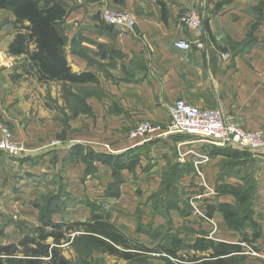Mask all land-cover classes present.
Instances as JSON below:
<instances>
[{"label": "crops", "instance_id": "obj_1", "mask_svg": "<svg viewBox=\"0 0 264 264\" xmlns=\"http://www.w3.org/2000/svg\"><path fill=\"white\" fill-rule=\"evenodd\" d=\"M60 1L64 5L75 3L63 22L67 38L64 52L71 71L92 73L97 83L81 86L100 84V94L109 98L101 99L96 93L85 95L79 114L67 118L69 94L55 88L61 83H40L23 73L20 80L13 78L11 66L18 58L9 56L7 47L15 33L14 18L10 12L0 10L12 16L7 20L9 25L0 18V124L7 126L13 140L27 150L18 159L0 153V208H12L13 217L23 218L21 222L30 227L38 225L35 189L27 187L25 178L16 174L18 171L35 178L58 174L69 181L67 192L77 197V202L63 212L53 213V222H83L89 218L91 204L99 205L104 199L102 192L110 182L111 170L96 163L93 176L83 177L85 165L69 157L75 145L106 152L98 148L108 136L112 154L137 150L140 163L134 172L123 171V178L140 168L142 152H148L145 160L165 165L162 170H182L179 162L191 165V154H196L199 144L203 153H209L210 145L192 136L194 139L184 135L151 136L146 141L128 137L129 131L141 122L161 128L159 135L164 133L169 107L179 99L200 109H219L243 130L261 132L264 138L263 0H202V26L195 31L179 23V17L192 6L190 0H104L113 10L129 11L136 21L131 30L113 27L112 39L86 37L85 28L93 27L87 25L86 19L90 12L93 14V4ZM109 28L112 29L106 27ZM195 39L203 43L202 49L191 47L182 52L173 46L177 40ZM72 92L76 94L75 89ZM51 141H58V146L50 148ZM222 157L210 156V162L201 169L212 186L217 183L215 189L224 185L216 181ZM156 164L150 166V173L158 170ZM262 167L264 159L260 160L258 172L260 196L264 192ZM192 172L193 167L185 174L191 177ZM231 181L235 182L229 178L226 184ZM231 200V196H219L217 203L230 204ZM124 207L120 212H131L132 207ZM118 217L117 213L109 220L142 242L127 230V221ZM211 218L224 224L219 213Z\"/></svg>", "mask_w": 264, "mask_h": 264}, {"label": "rangeland", "instance_id": "obj_2", "mask_svg": "<svg viewBox=\"0 0 264 264\" xmlns=\"http://www.w3.org/2000/svg\"><path fill=\"white\" fill-rule=\"evenodd\" d=\"M67 1L70 3L73 2V0ZM82 1L93 4L94 6L93 14L90 12L86 17L88 20L87 25H93L91 28H85V30H87L85 34L86 37L89 39H97L103 38L102 36H104L105 38L112 39L113 32L111 31H113V27L111 26L112 29H106V26L101 23L100 15L101 10L104 8H109L111 10H113V8L107 5L104 0ZM74 4L69 5L67 3V5H65L66 11L74 8ZM262 8H264V0L262 2ZM11 17L10 13L0 11V18L5 20L3 21L4 24L7 23L9 25L10 22L7 20L11 19ZM261 19L264 20V14L261 16ZM62 29L65 34L66 28L64 25ZM17 63L20 64V61L13 60L11 71L14 76L16 75V80H20L23 77V75H21L23 72L17 70ZM55 88L67 91V94H69L67 100L69 109L67 111L68 113L65 115L67 118L79 114V110L81 111L83 108V103L85 101L83 97L85 95L96 93L100 95L99 98L101 99L109 98L107 95L100 94V84L98 86L87 85L85 87L81 85L57 84ZM72 89L76 90V94H73ZM88 112L90 111L87 108L86 113ZM59 117L62 116L60 115ZM183 137L194 139L190 135H184ZM108 139L109 137L107 136L106 139L103 140L101 147H96H99V150L104 149L106 152L113 151L111 145H108ZM105 146H109V148ZM197 146L196 154L203 153L204 151L200 144ZM108 149L110 151H108ZM192 154V158L189 160L191 165H188V162H179L182 165V170H180L181 168H177V170H162L165 165L161 167L158 165L159 163L156 164V161L145 160V157H148V152L144 154L142 152L144 159L137 172L131 176H125V178L120 176V179H112L110 176V182L104 185L105 189H103L104 192H102L104 199L99 205L95 206L100 213L108 216L110 220L111 216L113 218L114 214L118 213V218L127 221L128 225H125L127 226V230L129 229L135 237L139 238L150 248L158 244L166 245L168 238L171 236H178L186 243L193 242V239L201 234L212 239L214 243L219 241L239 243L242 241L241 239L248 238L250 240L253 239V245L243 244L244 252L236 258L237 264H264V192L261 196L258 192V172L260 170V160L263 159L257 160L258 158L256 159L252 154L247 152V154H241L237 159L222 157L220 161V171L219 174H217L216 181L220 182V184H226L229 183L227 182L229 178L234 179L235 182L231 181L230 183L232 184L230 185L238 187L239 190L246 192L248 195L245 209L248 207L250 211H244L241 216L250 214L253 226H246L244 230L238 233L228 230L223 217L221 219L224 224L217 218H215V222L213 220L211 222L206 221L212 219L209 218L207 214L209 213L207 209L208 203H217L218 197L215 195L214 187L217 183L212 186V183L207 181L202 170H200L201 175L195 173L193 167V159L195 158ZM179 158L183 159L185 157ZM76 162H81L79 157ZM179 163L178 165H180ZM153 164H156L159 168L157 171L150 173V166ZM190 166L193 167L194 171L192 172L193 174L191 173V177L188 176V173V175L185 174V172H188L189 168H191ZM85 170L86 167L84 168V171ZM16 172L17 175H21L22 178H25L26 183H28V188L35 189V203H38L40 206L44 201L54 198H58V201L63 204L61 205L63 207L71 206L77 202V197H73L72 194L67 192L69 181L60 178L58 174H53L54 177H49L53 175H41L35 178L31 177L32 175L29 176L24 173H18V171ZM84 176L85 175H83V177ZM104 180L105 178H102L103 183ZM82 181H84V178ZM87 202L92 203L89 199H87ZM234 203L235 200L230 201V204ZM121 206H125L124 208L132 207L129 208L131 212L128 214L120 212ZM62 209L64 210V208ZM0 211V245L16 243L26 233V229L30 224L26 225L24 222L22 223L21 221L23 218L14 219L12 208H0ZM190 217H193V219ZM64 220L66 221L67 219ZM212 233H215V236H213ZM78 236V232L71 234V237H77V239L72 243L60 246L61 254L70 264H127L123 260L94 250ZM50 241L49 239L48 242ZM171 260L172 259H168L164 253L157 252L149 256V258L145 259L141 264H167V261ZM0 264L19 263L8 260Z\"/></svg>", "mask_w": 264, "mask_h": 264}, {"label": "trees", "instance_id": "obj_3", "mask_svg": "<svg viewBox=\"0 0 264 264\" xmlns=\"http://www.w3.org/2000/svg\"><path fill=\"white\" fill-rule=\"evenodd\" d=\"M0 10L10 12L14 18L15 33L7 47V54L20 61L17 70L27 76L31 75L40 83H97L92 73H73L66 61L64 47L67 38L62 27L67 11L62 1L0 0ZM210 148L207 153L209 157L221 155L237 159L241 154H247V151L230 147ZM69 157L72 160L79 157L86 167L85 176L95 173L94 164L97 163L110 168L112 179H120L123 171L134 172L140 163L137 150L112 154L81 145L73 146ZM215 195L231 196L235 203H208L209 218L214 213L221 214L228 230L238 233L246 226H253L250 214L241 216L244 211H250L248 207L245 209L248 199L246 192L224 184L215 189ZM58 200L49 199L41 206L34 203L39 208V225L28 226L26 233L16 243L0 245V263L9 260L19 264H70L61 254L60 246L76 240L77 237H71L76 232L94 250L127 264H141L157 252L164 253L168 259L173 260L167 261V264H237L236 258L244 252L243 244L253 245V239L248 238L241 239L239 243H214L201 234L191 243L184 242L178 236H171L166 245L158 244L150 248L115 227L108 216L100 213L94 204H91L89 218L83 222H53L51 215L65 209Z\"/></svg>", "mask_w": 264, "mask_h": 264}, {"label": "built area", "instance_id": "obj_4", "mask_svg": "<svg viewBox=\"0 0 264 264\" xmlns=\"http://www.w3.org/2000/svg\"><path fill=\"white\" fill-rule=\"evenodd\" d=\"M192 6L185 10L179 17V23L188 30H199L202 26V0H190ZM101 21L112 27L133 29L136 21L133 15L126 10H111L104 8L100 15ZM175 49L188 52L191 47L202 49L203 43L199 39L191 42L177 40L173 44ZM169 123L164 133L159 132L161 128L148 122H141L132 128L128 137L131 139L149 140L152 136L190 135L199 141L217 148H234L247 151L258 159H264V138L261 132H248L219 109H200L184 100L172 103L168 110ZM58 141H51L48 146L56 148ZM109 148V146H105ZM26 149L13 140L12 133L7 126L0 124V153L14 159L24 156ZM108 151H110L108 149ZM112 152V151H110ZM193 167L195 173L201 175L203 166L210 162L207 153L195 154ZM14 219L16 217L14 216ZM211 222V220H206Z\"/></svg>", "mask_w": 264, "mask_h": 264}, {"label": "bare ground", "instance_id": "obj_5", "mask_svg": "<svg viewBox=\"0 0 264 264\" xmlns=\"http://www.w3.org/2000/svg\"><path fill=\"white\" fill-rule=\"evenodd\" d=\"M109 153H111V152H109Z\"/></svg>", "mask_w": 264, "mask_h": 264}]
</instances>
